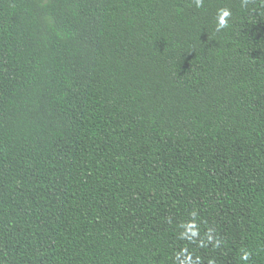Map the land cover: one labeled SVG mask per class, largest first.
Returning a JSON list of instances; mask_svg holds the SVG:
<instances>
[{"label":"trees","instance_id":"1","mask_svg":"<svg viewBox=\"0 0 264 264\" xmlns=\"http://www.w3.org/2000/svg\"><path fill=\"white\" fill-rule=\"evenodd\" d=\"M185 247L264 264V0H0V264Z\"/></svg>","mask_w":264,"mask_h":264},{"label":"clouds","instance_id":"2","mask_svg":"<svg viewBox=\"0 0 264 264\" xmlns=\"http://www.w3.org/2000/svg\"><path fill=\"white\" fill-rule=\"evenodd\" d=\"M246 4L247 0H243ZM196 6L202 7L203 0H195ZM231 16V11L229 9H219L217 12V25L216 30L220 31L228 26V18ZM193 217L197 216V213L193 211L191 213ZM180 227L184 229L180 233L181 239H187L189 241H194L196 237L199 236L198 225L196 222H183L181 223ZM211 229L209 230L208 240L211 242L213 240V236L211 235ZM220 240L216 239L213 247L219 248L220 247ZM204 246V242L201 241V247ZM251 253L247 250H244L241 255V259L244 261H248L250 259ZM175 261L178 264H200L201 258L197 256L193 259V254L188 250V248H183L181 251L175 253ZM209 264H215L214 260H210Z\"/></svg>","mask_w":264,"mask_h":264}]
</instances>
